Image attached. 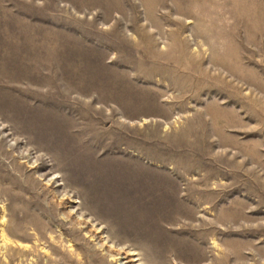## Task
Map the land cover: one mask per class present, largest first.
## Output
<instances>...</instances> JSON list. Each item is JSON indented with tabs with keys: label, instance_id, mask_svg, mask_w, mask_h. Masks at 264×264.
<instances>
[{
	"label": "rangeland",
	"instance_id": "obj_1",
	"mask_svg": "<svg viewBox=\"0 0 264 264\" xmlns=\"http://www.w3.org/2000/svg\"><path fill=\"white\" fill-rule=\"evenodd\" d=\"M0 264H264V0H0Z\"/></svg>",
	"mask_w": 264,
	"mask_h": 264
}]
</instances>
